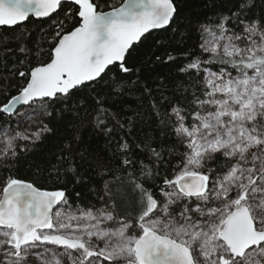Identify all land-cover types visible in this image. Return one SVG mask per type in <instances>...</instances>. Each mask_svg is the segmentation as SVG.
<instances>
[{
	"label": "snow or ice",
	"instance_id": "snow-or-ice-1",
	"mask_svg": "<svg viewBox=\"0 0 264 264\" xmlns=\"http://www.w3.org/2000/svg\"><path fill=\"white\" fill-rule=\"evenodd\" d=\"M253 6L197 21L199 52L167 57L186 60L188 86L151 115L184 150L122 138L116 166L97 160L89 199L79 137L51 166L68 183L26 179L21 161L65 115L105 137L148 118L124 106L129 91L153 92L131 61L154 31L178 32L176 0H0V264H264V12ZM32 20L44 22L35 41Z\"/></svg>",
	"mask_w": 264,
	"mask_h": 264
},
{
	"label": "trees",
	"instance_id": "trees-1",
	"mask_svg": "<svg viewBox=\"0 0 264 264\" xmlns=\"http://www.w3.org/2000/svg\"><path fill=\"white\" fill-rule=\"evenodd\" d=\"M112 2H117V0H112ZM249 2L254 5L251 9L253 14L259 15L264 12V0H249ZM176 3L180 15L172 28L178 29V32H173L172 29L166 32L154 31L146 42L136 48L133 53L134 59L131 61L134 67L141 70L139 77L141 84H147L153 89V92L151 97H142L137 91H129L123 98L124 106H130L140 113L147 110L148 118L131 129L130 135L127 131H122L118 135L105 137L93 133L86 126L82 127L79 119L65 115L62 122L57 125L55 134L46 135L35 150L26 156V162L21 161L20 174L24 178L31 179L34 174L38 173L36 179L50 187L72 181L73 177L70 174L62 175L57 181L54 174L50 175V173L52 171L51 166L57 163L58 154L61 152L63 144L72 143L73 137H79V143L74 147L78 148V151L82 152L85 158L81 161L77 156L79 172L85 177V181L89 178L92 180L91 184H86L85 193L89 187L97 189L102 187L100 177H97L94 171L97 160L106 165L116 166L119 156L122 154L119 148L122 138L130 142L134 140L137 143H142L145 135L151 134L156 142L162 143L166 148H175L177 151L184 150L172 135L171 130L160 127L159 121L151 115V103L153 100L158 101L161 96L167 97L171 102H176L184 95L182 88L188 86L189 77L182 74L179 69L186 63V60L178 58L168 61L167 57L169 55L181 57L185 53H198L196 22L213 16L217 11H226L235 3V0H176ZM42 23L44 22L32 20L25 25V28L33 33V41L39 37ZM180 33L185 34L182 42L179 40ZM157 57L159 60L156 59ZM130 79L135 80L136 75L133 74ZM129 88H131L130 83ZM167 106V103L163 105L164 108ZM3 122L0 120V124ZM136 158L145 164L149 162L144 153L137 152ZM165 159H168L167 152ZM220 162L218 158L216 163ZM216 163H212L210 166L215 167ZM136 168L139 169V164L136 165ZM160 172L163 175L166 169L161 166ZM4 175L5 173L0 170V180L3 179ZM73 186V184H69L70 188ZM75 187L79 190L81 186L75 185ZM87 194L88 198L92 199L91 194ZM93 203H97V201L93 200Z\"/></svg>",
	"mask_w": 264,
	"mask_h": 264
}]
</instances>
